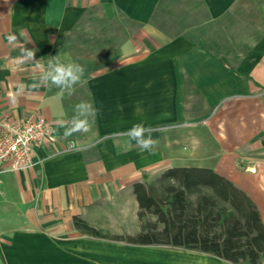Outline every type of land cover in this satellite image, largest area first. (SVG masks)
Returning a JSON list of instances; mask_svg holds the SVG:
<instances>
[{
    "label": "crops",
    "instance_id": "1",
    "mask_svg": "<svg viewBox=\"0 0 264 264\" xmlns=\"http://www.w3.org/2000/svg\"><path fill=\"white\" fill-rule=\"evenodd\" d=\"M26 48L45 65L58 55L84 66L74 92L31 88L42 70L19 63ZM85 101L98 110L89 130L65 137L57 122L70 126ZM37 112L54 140L34 168L2 177L0 264H234L75 227L79 217L105 235L139 233L134 184L173 167L226 177L264 224V0H0V121ZM141 122L152 153L129 141Z\"/></svg>",
    "mask_w": 264,
    "mask_h": 264
},
{
    "label": "trees",
    "instance_id": "2",
    "mask_svg": "<svg viewBox=\"0 0 264 264\" xmlns=\"http://www.w3.org/2000/svg\"><path fill=\"white\" fill-rule=\"evenodd\" d=\"M133 188L139 203V233L105 235L79 217H74L75 227L94 237L183 247L234 264H261L264 224L260 212L226 177L209 168L173 167L153 182L135 183Z\"/></svg>",
    "mask_w": 264,
    "mask_h": 264
},
{
    "label": "clouds",
    "instance_id": "3",
    "mask_svg": "<svg viewBox=\"0 0 264 264\" xmlns=\"http://www.w3.org/2000/svg\"><path fill=\"white\" fill-rule=\"evenodd\" d=\"M9 42L12 43L16 40L15 35H10L8 37ZM38 49H22L21 57L19 58V63H24L26 61H31L36 64L38 68L42 70V75L39 77L38 82L33 83L30 87L33 89L40 87H52L58 88L60 91L58 95L63 96L65 92L71 95L75 86L78 85L85 73L84 66L75 63L61 62L58 55L48 59L47 64L43 63V58L40 60L35 59V55ZM13 102H15V97L13 96ZM97 109L89 102H81L77 104L74 108V114L70 121V126H65L64 121H58L59 127H64V136L68 137L76 132H87L90 128V117L97 113ZM139 111V109H137ZM129 141H135L136 145L139 147L141 152L152 153L158 144V141L153 139L151 136L150 127L146 126L144 123H135L127 131Z\"/></svg>",
    "mask_w": 264,
    "mask_h": 264
},
{
    "label": "built area",
    "instance_id": "4",
    "mask_svg": "<svg viewBox=\"0 0 264 264\" xmlns=\"http://www.w3.org/2000/svg\"><path fill=\"white\" fill-rule=\"evenodd\" d=\"M52 123L40 112L25 119L0 121V199L2 177L7 173L21 172L34 168L35 150L54 140ZM71 142L66 151L75 150Z\"/></svg>",
    "mask_w": 264,
    "mask_h": 264
},
{
    "label": "rangeland",
    "instance_id": "5",
    "mask_svg": "<svg viewBox=\"0 0 264 264\" xmlns=\"http://www.w3.org/2000/svg\"><path fill=\"white\" fill-rule=\"evenodd\" d=\"M152 218V217H151ZM155 218V217H154Z\"/></svg>",
    "mask_w": 264,
    "mask_h": 264
}]
</instances>
